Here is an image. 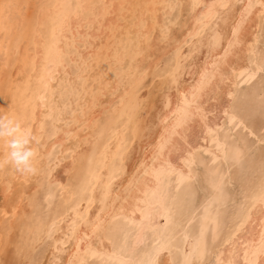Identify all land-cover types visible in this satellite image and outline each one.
Instances as JSON below:
<instances>
[{"label": "rangeland", "instance_id": "374dc122", "mask_svg": "<svg viewBox=\"0 0 264 264\" xmlns=\"http://www.w3.org/2000/svg\"><path fill=\"white\" fill-rule=\"evenodd\" d=\"M64 1L71 8L73 17L76 18L75 21H73L69 25V30H66L67 33L65 32V34L62 35V45L64 50L61 53V59H58V66L62 72L60 73V70L56 71V78L54 77L53 80V88L51 87L48 93V107L46 108V112L44 115V132L41 134V137H45L47 141H52L54 139L55 143L53 142L54 144L52 143V146L49 148L50 150L44 151V154H42V156H39V148H35V151L37 153V162L42 160V158L46 160H43L44 162L38 167L39 170L36 173L37 178H35L34 180V182H36V186L33 189H29V193L26 192L27 194L25 193L24 195V200L28 205L26 208L27 211L24 212L23 210L20 214H17L15 216L12 212H7L2 206L0 207V264H45L47 258L46 255H48V251L53 247V244L55 243L54 236H56V232L54 229L51 230L49 228V225L52 223V219L55 216H58L60 213H65L66 211L70 210L72 204L78 200L83 191L86 190L87 193L89 192L90 185L88 186V188L87 185L90 183L89 181L91 171L92 169H94V167L101 164L100 162L104 156V152L102 150H104V147L106 146L108 141L115 135V133H117L118 129L123 128V147L130 146L132 145L131 143H133L134 121L128 118L126 114L120 113L121 107L123 106L124 102L131 98L132 101H134L138 95L141 96L145 91H148L155 84V81L158 82L163 79L172 70L175 63V57L178 54V50L182 49L184 46L186 47L187 41L189 39V37H187V41L183 42L184 44L182 43V46L180 45L178 48H168L169 50L167 48H161V46L166 45L163 43H167L166 38L169 37L168 35H170L169 29L173 26L174 22V28H178L177 23L181 19L180 17H182L180 0H169L171 2V11H166V9L163 8V2L161 3L160 0H158V5H160L157 6L158 11L150 10L149 0H133V2H131L132 0H130L131 3H129V0H122L121 2H117V4L121 5H116V7V1L111 0L110 2L108 0H38V3H35V0H0V22H2L0 23V78L2 77L0 80V103H2L4 106H2L3 111L5 110V106H7L9 109L12 107L14 108L13 110L20 111L24 107L21 104L25 105L27 103L29 95L36 87L39 80L37 76L34 77L35 75L33 71L35 69V60L31 58V55L34 54L33 56L35 58L38 57L36 41L38 39H42L40 45L43 50V57L47 58L49 56L48 54L50 52V49L56 40L55 32H57V25L59 21L58 6H60L61 2ZM112 2L114 3V5H111L113 4ZM134 2L139 4L136 5ZM124 3H126L125 6ZM132 3L134 5H132ZM83 4H85L86 8L83 6ZM32 5H34V7ZM29 7L31 9H29ZM135 7H137V9ZM138 7L140 9H138ZM159 7L163 8L164 10L161 8L159 10ZM97 9H101L103 11L101 12L102 14L98 15L96 11ZM129 9H132V11ZM15 11H17V13H15ZM9 12H11L10 16ZM13 12L14 14H12ZM18 12L21 14L19 15ZM132 12H134V15ZM164 12L167 14H164ZM78 13H80L79 15H83V17L78 16ZM128 13L129 15L127 17L126 14ZM146 15L147 17L149 16V20L148 18L145 19ZM150 15L152 22L150 21ZM99 17L101 18L100 20H98ZM262 17L263 18H261L262 21L257 34L258 37H256L257 40L255 39V50L251 51L249 54L251 66L243 68L241 71H239L240 73H238L237 84L232 96L230 113L227 112L226 114H224L225 116L223 115L224 118L222 117L221 123L217 126V129H214L215 131L212 129L208 137V145L203 144V146L201 145L202 147L200 146L199 148H197L194 155L195 157L193 156V160L188 161L190 163V167L192 166L191 170L193 174L185 175L182 174L183 172L181 171H174V175L172 172L168 175L167 179L169 194L167 196V203L170 208V214L168 216L165 214H161L160 208L157 207L153 213L150 223L151 225H147L145 236L141 238L142 240L139 239L138 231L140 229V225L138 224V221L127 220L126 222V218L124 217H112L109 222L108 234L114 240L117 249L122 251L123 254L127 255L133 260L129 262L120 255H107L106 257L102 251L91 249L89 257L84 264H101L102 259L104 260L102 264H142V260L144 259V257L151 249L156 247L155 245L158 244V241H160L161 238L171 242L172 247L170 249L172 250L173 258L175 259H173L174 264H185L184 262H186V258H189L187 259L188 263L186 262V264L190 263V259H192L191 264H193V262L197 264H208L209 262L210 264L211 260H214L216 251L220 247L221 243L230 234H232L233 230L239 225V223H241L246 211L254 203L258 193L264 188V13L262 14ZM79 18L81 20L80 24L77 23V21L79 22ZM93 18L95 19L94 22L92 21L94 20ZM139 19L140 21H138ZM141 19H143L144 21V26L142 25L143 21ZM38 22L40 23L39 25H37ZM161 23H165L167 26ZM146 24H150L149 27L152 28H149ZM81 26H83V28ZM134 26H136V29L134 28ZM144 27L145 30L146 28H148V31H152L149 32L150 34L148 33L149 36L147 35L148 31H144ZM157 27L160 29H158ZM36 28L37 30H35ZM80 28H82L81 34ZM88 28L92 33L90 32V30H88ZM95 28H98L96 29L97 35ZM84 30L86 31V33ZM106 31L107 35L105 33ZM141 31L144 32L143 36L141 35ZM82 33L85 35H83ZM157 33L160 35H157ZM99 34H102L104 36L103 37L101 35L102 40L99 38ZM4 35L6 36L4 37ZM135 36L136 38L138 37L137 40ZM83 37H85L84 41L86 44L83 41ZM146 37L148 38V40ZM79 39L82 40L79 41ZM90 40L93 44L89 42ZM103 41L106 44L103 43ZM134 41L137 42L135 43ZM144 41L146 42L144 43ZM147 44L149 46H153L154 48L158 47L157 49H155V52L158 55H153L154 58H156L155 60L157 61L152 60V56V58H150L153 61L150 66L151 70L149 71L150 67L147 65L149 67L148 70H141L142 72H140L138 69V65L140 64L138 63L141 62L142 57L144 61L146 59L145 62L149 61L146 64H149L151 61L148 60L147 57L144 58L143 56V52H145L146 55L148 46ZM130 45H133L132 48L130 47ZM4 46L6 48H4ZM85 46H87L88 49ZM77 47L79 48V51ZM80 48L82 49V51H80ZM137 48L140 49L138 50ZM152 49L153 48L151 47V51ZM1 50L2 52L4 51V55L2 54ZM93 50L96 51V53H94ZM122 51L123 54H121ZM85 52L88 53L87 55L89 57H87ZM92 52L96 54L95 57H92L94 56ZM19 53H21V55ZM117 54H119V56ZM159 54L161 58L159 57ZM72 58H78L79 61ZM135 58L136 60H133ZM62 59H64V61ZM62 61L63 63H61ZM85 61H87V63ZM144 61L143 63L145 64ZM80 62H82V64ZM94 62L95 65H93ZM256 64L260 67L258 68ZM95 69L97 70L95 71ZM136 70H138V73L136 72ZM117 71L120 73H117ZM92 72H94V75L92 74ZM97 72L102 75H98ZM143 72L146 73L144 74L145 76L143 75ZM135 75L137 77H141L135 78ZM80 76H84L85 78H81ZM100 77L103 79L109 77L114 82L115 89L112 87L111 90H108L110 92H107L105 88H101V86H99L102 84V79ZM117 78H119L118 81ZM131 80H134L135 82H131ZM116 81L117 83L115 84ZM96 82L97 84H93ZM71 83L72 85H70ZM129 83H131L132 85ZM95 85H97L96 89ZM123 86H126L127 88H124ZM57 87H59V90L57 89ZM99 88L101 89L98 90ZM7 89L10 91V93H8L9 91ZM128 90L131 91L129 92ZM163 90L164 89L161 88L160 92H162ZM72 91H74V93H72ZM105 92L106 94H104ZM119 92L121 93L119 94ZM99 93L102 97L99 95ZM115 93L119 94L120 96ZM132 94H134L133 96L135 97H133ZM15 96H17L16 99H14ZM113 96H115V98ZM122 97L123 100H121ZM89 99H92L93 107H95V112L92 117L93 120L91 121L92 123H90L91 128H89L88 126L89 122L87 123V121L85 120V110L89 109ZM8 101L12 106L8 103ZM17 101H20L21 106L19 105V103H17ZM79 101H81V103ZM109 104L111 105V107ZM104 105L106 108H104ZM119 105H121V107ZM107 107H109V109ZM83 108H85V110H83ZM10 113H7L8 117H12V114ZM59 113H61V115ZM73 113L78 114L81 119L85 118L82 119L84 121L79 120L80 122L78 121L79 124H77V122L76 126H78L79 128H84V133L88 132V130L91 129L96 137V141L93 142L91 147H88V140L89 138L93 139V137H91V135H88V137H86L87 135L83 137V148L88 149H86L85 155H83L84 157L81 156V154L79 158H71L72 155H74V151L73 147L70 146L65 149L64 153H62L63 143L60 140H55V138L57 137H62V134H60V130L62 129L63 125L64 127L68 126L65 127L68 128V130H66L65 132L67 139H69L70 135L71 137L73 136V132L69 131L72 130V126H74V121L72 118L74 117ZM52 116L55 118H53ZM128 119L130 120L127 121ZM85 122L86 124H84ZM92 129H94V131ZM126 129L128 130L126 131ZM57 132H59V134ZM68 144H70V142ZM215 148L216 150H214ZM45 149H47V146L45 147ZM1 150L2 149H0V154H2L0 155V165L2 166H0V183L3 182L4 179L9 175L15 176V173H13L15 172V168L12 167L11 164L3 163L7 156L8 149L5 148L4 152L3 150ZM61 156H63L64 158ZM117 156L119 157V155ZM116 158L117 157L115 156V159ZM71 160L75 161V165L69 173L70 176L68 175V179L66 178V181L63 184L60 180L56 179V177L59 176V173L62 170L60 169V167L67 163L66 161ZM117 160L118 163L121 162L120 157L117 158ZM50 163H52V165ZM8 183L10 184V181H8ZM64 190H68L67 192L70 196L69 198H66ZM1 201L2 198L0 193V202ZM205 216L207 217V222H205ZM13 219L15 220L13 221ZM124 221L125 224L123 226ZM136 227L138 228L136 229ZM156 233L158 236L156 235ZM188 233L190 236L192 235V239L196 238L195 241L198 240V243L196 242L197 244L200 245V243L204 241L202 244L205 251L203 254L205 255L203 256L204 258L199 259L197 258V255L195 256V254H193V256H191L192 254L186 256V253L183 252L185 250L184 243L186 242L185 239L188 237L186 236ZM136 234H138V237ZM20 235L25 236L26 238H22ZM200 237L203 238L202 242ZM116 256H118L119 258ZM189 256H191V258Z\"/></svg>", "mask_w": 264, "mask_h": 264}, {"label": "bare ground", "instance_id": "6f19581e", "mask_svg": "<svg viewBox=\"0 0 264 264\" xmlns=\"http://www.w3.org/2000/svg\"><path fill=\"white\" fill-rule=\"evenodd\" d=\"M32 1H34V0H32ZM108 1L110 2V0H108ZM111 1H116V3H115V7H116V5H118V6L121 5V4H117V2H121L122 0H111ZM180 1H181V8H182L181 9L182 10V12H181L182 17H180L181 19L179 18L180 20L177 23L178 28H174V24H175V22H174L173 26L169 29L170 35H168L169 37L166 38L167 43H165L163 41L164 42L163 44H166V45L162 44L163 46H161V48L162 49H165V48L168 49V48H174V47L178 48L183 42L187 41V37H189V39L187 41V46L186 47L184 46L185 48L183 47L182 49L178 50V54L175 57V63H174L172 70L163 79H161L158 82L155 81V84L148 91H145L144 94L141 96L138 95L134 101H132V98H131V99L126 100L122 107H121V105H119L121 107L120 113L126 114L128 116V118H130L134 121L133 143H131L132 145H130V146L123 147V141H124V129L123 128L118 129L117 133H115V135L108 141V143L106 142L107 144L104 147V150H102L104 152V154H103L104 156L100 162L101 164L99 166L94 167V169H92V171H91V176H90V181H89L90 183L87 185V188L90 185L89 192L87 193L86 190L83 191L81 193V195L79 196L78 200L72 204V207L70 210L66 211L65 213L62 212L58 216H55L52 219V223L49 225V228L51 230L54 229L56 232V236H54L55 237V243L53 244V247L48 251L49 252L48 255H46L47 258H46L45 264H84L85 261L87 260V258L89 257L91 249H95V250L97 249L99 251H102L106 257H107V255H120L123 258H125L127 261H129V262L132 261L133 259L129 258L127 255L123 254L122 251L117 249V247L114 243V240L108 234L109 222H110L111 218L115 216V217H119V218L120 217L126 218V222H127V220L138 221V224L140 225V229L138 231L139 232V239H141L145 236L147 225H149L151 223L153 213L157 207L160 208L161 214H165L168 216L170 214V208H169L168 203H167V196L169 194L168 193V190H169L168 179H167L168 175L171 172L173 173L174 171H181V172H183L182 174L192 175L193 174L192 170H191L192 166L190 167V163L188 161L193 160V156L195 155V151L197 148H199L201 145L203 146V144L208 145V143H207L208 137H209V134L212 131V129L213 130L217 129V126L221 123V119H222L223 115L226 114L227 112L230 113L231 101H232V96H233V93L235 90V86L237 84L238 73H240L239 71H241L243 68L251 66L249 54L251 51L255 50V42L257 40L256 37H258L257 34H258V30H259V27H260V24L262 21L261 18H263L262 14L264 13V0H180ZM36 2L38 3V0H35V3ZM131 2H133V0ZM131 2L129 0V3H131ZM149 2H150V10L151 11H155V10L158 11L157 6H160V5H158V0H149ZM160 2L161 3L163 2L162 3V4H164L163 8H165L166 11H171L170 10V9H172L171 8V2L169 0H160ZM125 4L126 3H124V6H125ZM135 4L138 5L139 3L138 4L135 3ZM176 4H178V3H176ZM9 5H11V4H9ZM102 5H104V4H102ZM111 5H114V3ZM132 5H134V4L132 3ZM132 5H130V6H132ZM32 6L34 7V5H32ZM83 6L85 7V4H83ZM127 6H128V4H127ZM42 7H44V6H42ZM58 7H59V21H58V25H57V32H55L56 33L55 34L56 40L50 49V52L48 54L49 56L47 58L43 57V54H42L43 50H42L41 45H40L42 39L41 40L38 39L36 41L37 42V55H38V57L35 58L33 56L34 54L31 55V58L35 60V66H34L35 69L33 71V73L35 75L34 77L37 76L39 81H38L36 87L34 88V90L29 95V99H28L27 103L24 105V104H21L20 101L19 102L17 101V103H19V105L21 104L22 106H24L20 111H15V110H13L14 108H12V107H11L12 109L11 108L9 109L7 106H5V110L3 111V108H2L3 104L0 103V117H8L7 113L11 112L10 114H12V117L20 121V123L22 125V129L30 132L31 135L34 137L33 142L31 144V147L34 150H35V148H39V150H38L39 156L40 155L42 156V154H44V151L50 150L49 148L52 146V143L54 142V139L52 141H47V139L45 137L44 138L41 137V134L44 132V115L46 112V108L48 107L47 106V96H48V93H49L51 87L53 86L54 77L56 78V76H55L56 71L60 70L59 72L60 73L62 72L58 66V59L60 58L61 53L64 50L63 45H62V41H63L62 35L65 34L66 30H69L68 29L69 25L73 21H75V18H76V17L75 18L73 17L72 10L69 7V5L66 4L65 1L61 2V5ZM104 8H105V6H104ZM135 8L137 9V7H135ZM160 8L161 7H159V10H160ZM163 8H161V9H163ZM29 9H31V8L29 7ZM138 9H140V8L138 7ZM129 10L132 11V9H129ZM82 11H83V9H82ZM96 11H97L98 15L102 14L101 12H103L101 9L100 10L97 9ZM43 12H45V11H43ZM10 13L11 12H9V16L11 15ZM15 13H17V11H15ZM132 13L134 15V12H132ZM142 13H144V12H142ZM145 13H146V11H145ZM172 13H173V11H172ZM12 14H14V12ZM18 14L20 15L21 13L18 12ZM79 14L80 13H78V16L83 17V15H79ZM97 14H96V16H97ZM164 14H167V13L164 12ZM74 15H75V13H74ZM126 15L128 17L129 13ZM159 15H160V13H159ZM159 15H158V17H159ZM101 16H103V15H101ZM109 16H110V14H109ZM114 16H116V15H114ZM165 16H167V15H165ZM43 17H44V14H43ZM148 17L146 15L145 19H147ZM20 19H21V17H20ZM100 19L101 18L99 17L98 20H100ZM162 19H163V17H162ZM103 20H105V19H103ZM141 20L143 21V19H141ZM148 20H149V18H148ZM152 20H153V18H152ZM80 21L81 20L79 18V22L77 21V23L80 24ZM92 21L94 22L95 19ZM138 21H140V19ZM145 21H147V20H145ZM150 21H151V15H150ZM0 23H2V22H0ZM22 23H23V21H22ZM155 23H156V21H155ZM158 23H159V21H158ZM158 23H157V26H158ZM39 24L40 23L38 22L37 25H39ZM161 24H165V23H161ZM170 24H169V26H170ZM81 25H82V22H81ZM109 25H110V23H109ZM142 25L144 26V21H143ZM147 26L149 27L150 24H148ZM155 26H156V24H155ZM77 27H79V26H77ZM81 27L83 28V26H81ZM120 27H122V26H120ZM135 27L136 26H134V28ZM37 28L35 30H37ZM82 28H80V34H81ZM127 28H124V29H127ZM149 28H152V27H149ZM96 29H98V28H95V30ZM137 29H139V28H137ZM158 29H160V28H158ZM72 30H73V28H72ZM88 30H90V29L88 28ZM153 30H154V28H153ZM144 31L147 32L148 28H146V30H145V27H144ZM73 32H74V30H73ZM90 32H91V30H90ZM149 32H152V31L147 32L148 36L150 34ZM158 32H160V31H158ZM85 33H86V31H85ZM105 33L107 35V31ZM141 33H142L141 35L143 36L144 32L141 31ZM35 34H36V31H35ZM87 34H88V32H87ZM83 35H85V34H83ZM96 35H97V30H96ZM101 35L99 34V38L102 40ZM157 35H160V34L157 33ZM5 36L6 35H4V37ZM136 36H135V38H136ZM162 36H164V35H162ZM131 37H132V35H131ZM83 38H84L83 39V41H84L85 37H83ZM137 39H138V37L136 38V40ZM81 40L79 39V41H81ZM94 40H96V39H94ZM147 40H148V38H147ZM97 41H98V39H97ZM66 42H67V40H66ZM89 42L91 43V40ZM145 42L146 41H144V43ZM149 42H151V41H149ZM84 43H85V41H84ZM103 43H105V42L103 41ZM68 44H69V41H68ZM91 44H93V43H91ZM74 45H76V44H74ZM5 46H6V44H5ZM5 46H4V48H6ZM132 46L130 45L131 48H132ZM85 47H87V46H85ZM151 47L153 48L152 49L153 52L151 51ZM157 48H154L153 46L148 45L147 50H146V55H145V52H143L144 55L143 54L142 55L144 56V58L147 57L148 60H151L150 58H152L153 55L157 54L155 52L156 51L155 49H157ZM87 49H88V47H87ZM111 49H113V48H111ZM137 49L139 50L140 48H137ZM78 51H79V48H78ZM80 51H82L81 48H80ZM110 51H107V52H110ZM123 51H122V53L121 52L120 53L123 54ZM1 52H2V50H1ZM3 52H2V54H3ZM93 52L96 53V51H94V50H93ZM19 54L21 55V53H19ZM87 54L88 53H86V55ZM93 54H91V55H93ZM132 54H134V53H132ZM132 54H131V56H132ZM3 55H1V56H3ZM83 55H84V53H83ZM95 55L96 54H94V56H92V57H95ZM117 55L119 56V54H117ZM87 57H89V56L87 55ZM87 57H86V59H87ZM159 57H160V54H159ZM138 58H140V57H138ZM153 58H154V56H153ZM153 58H152V60L156 59V58H154V59ZM72 59H74V58H72ZM62 60L64 61V59H62ZM76 60H78V58ZM133 60H136V58ZM152 60L149 63L150 65L146 64L149 61L145 62L146 59L144 61L143 57H142V60L140 63H138L136 61L138 64H140V65L137 64L139 66V68H138L139 71L142 72L144 70H148V68L153 63ZM63 61L61 63H63ZM143 61L145 62L146 65L143 63ZM155 61H157V60H155ZM255 61H256V59H255ZM85 62L87 63V61H85ZM95 62L93 65H95ZM106 62H108V61H106ZM80 63L82 64V62H80ZM120 63H122V62H120ZM256 66L258 68L260 67L257 64H256ZM109 68H111V67H109ZM96 70L97 69H95V71ZM150 70H151V67H150L149 71ZM13 71H14V69H13ZM137 71L138 70H136V72ZM93 73L94 72H92V74ZM117 73H120V72L117 71ZM80 74H82V73H80ZM97 74L102 75V74H99V72H97ZM144 74H146V73L143 72V75ZM5 75H6V73H5ZM65 75H66V73H65ZM65 75H64V77H65ZM136 75H135V78L137 77ZM140 75H142V74H140ZM12 76H13V74H12ZM76 76H77V74H76ZM89 76H92V75H89ZM80 77H79V79H80ZM83 77H81V78H83ZM110 77H111V74H110ZM140 77L138 76L137 78H140ZM1 78H0V80H1ZM128 78H129V76H128ZM143 78H142V80H143ZM101 79H102V82L101 81L100 82L102 84L99 86H101V88H105V90H107V92H110L108 90H111L112 87L114 88V82L109 77L106 79H103V78H101ZM118 79L119 78H117V81H118ZM121 79H123V78H121ZM133 79H134V77H133ZM88 80H90V79H88ZM137 80H139V79H137ZM117 81L115 82V84L117 83ZM133 81L131 80V82H133ZM19 83H21V82H19ZM57 83H59V82H57ZM67 83H68V81H67ZM84 84H85V82H84ZM93 84H97V82L93 83ZM129 84H131V83H129ZM70 85H72V83ZM134 85H136V84H134ZM95 86H96L95 87V89H96L97 85H95ZM92 87H94V86H92ZM58 88L59 87H57V89ZM101 88H99L98 90H100ZM161 88L164 89L162 92H160ZM72 90H75V89H72ZM21 92H22V90H21ZM8 93H10V91ZM72 93H74V91H72ZM120 93L121 92H119V94ZM83 94H84V92H83ZM104 94H106V92ZM115 94H117V93H115ZM119 94H117V95H119ZM99 95H100V93H99ZM102 95H103V93H102ZM133 95L134 94H132V96ZM16 97L17 96H15L14 99H16ZM22 97H24V96H22ZM113 97L115 98V96H113ZM133 97H135V96H133ZM121 100H123V97L121 98ZM14 101H16V100H14ZM79 102L81 103V101H79ZM8 103L10 104L9 101H8ZM76 103H78V102H76ZM88 103H89V105H88ZM88 103H87V105H88L89 109L85 110L86 107L83 108V110H85L86 119L85 118H82V119H85L87 121V123L89 122L88 126H89V128H91L90 123H92L91 121L93 120L92 117H93L94 112H95V107H93L92 99L91 100L89 99ZM99 105H100V102H99ZM66 106H68V105H66ZM110 107H111V105H110ZM104 108H106L105 105H104ZM107 108L109 109V107H107ZM113 109H114V107H113ZM48 110H47V112H48ZM98 112H100V111H98ZM56 114H57V112H56ZM59 114L61 115V113H59ZM73 114H74L73 115L74 117H72V118L74 121L73 122L74 126H72V130H69V131L73 132V134H72L73 136L71 137V135H70L71 139H70V137H69V139H67V136L65 135L66 130H68V128H65V127H68V126L64 127V125H63L62 129L60 130L62 132V133L60 132V134H62L61 135L62 137H57V138H55V140H60L63 143L62 144L63 145V148H62L63 152L62 153H64L65 149L70 146V147H73V151H74V155H72L71 158H79V156L81 154H82L81 156L85 155V151H86V149H88V148H83L84 147L83 146V137L86 135H87L86 137H88V135H91V137H93V139L89 138L88 147H91L93 142L96 141V137H95L94 133L91 131V129L87 128V129H89L88 132L84 133V131H83L84 128H79L78 126H76V123L82 119L79 117L78 114H76V113H73ZM100 115H101V113H100ZM64 117H66V116H64ZM53 118H55V117H53ZM130 119H128L127 121H129ZM64 120H65V118H64ZM82 121H84V120H82ZM79 122L77 124H79ZM84 124H86V122ZM94 128H95V126H94ZM92 130L94 131V129H92ZM127 130L128 129H126V131ZM57 133L59 134V132H57ZM97 139H99V138H97ZM69 142H70V144H68ZM46 146H47V149H45ZM77 146H79V147H77ZM5 148L8 149L5 140L0 139V149H2L4 152ZM214 150H216V148ZM216 152H218V151H216ZM65 153H67V152H65ZM0 155H2V154H0ZM117 155H119V157L121 159L120 163H118L117 158H119V157ZM39 156H38V158H39ZM115 156L117 157L116 159H115ZM61 157H63V156H61ZM43 160L44 159L42 158V160H40L38 162H37V160L35 161L37 171L39 170L38 167L46 159L44 161ZM68 160H70V159H68ZM194 160H195V158H194ZM66 162L67 163H65L62 167H60V169H62V170L60 171L59 176H57V174H56L57 177L55 176L56 179L60 180L61 183H63V184L65 183L68 175L70 176L69 173L71 172V170L74 168V165H75L74 160L66 161ZM48 163H49V161H48ZM46 164H47V162H46ZM50 164L52 165V163H50ZM2 173H4V172H2ZM5 173H6V171H5ZM13 173H15V176L9 175L8 177H6L4 179V181L2 180L3 182L0 183V193H1V198H2V201L0 202V207L2 206L7 212H12L13 215L16 216L17 214H20L23 210H24V212L27 211L26 208L28 205L24 200V195L26 192L29 191V189H31V188L33 189L36 186V184H35L36 182H34V180H35V178H37V176H36V174L35 175H21L16 170ZM53 175H55V174H53ZM173 175H174V173H173ZM170 177H171V175H170ZM8 181H10V184L8 183ZM35 189H37V188H35ZM64 191H65L64 194H65L66 198H69L70 196L67 192L68 190L67 191L64 190ZM254 197H256V196H254ZM206 218L207 217L205 216V222H207ZM14 220L15 219H13V221ZM128 223H129V221H128ZM130 223H132V222H130ZM134 223H136V222H134ZM11 224H13V223H11ZM124 224H125V221L123 223V226H124ZM132 225H134V224H132ZM24 228H26V227H24ZM137 228L138 227H136V229ZM134 231H135V229H134ZM136 233H137V231H136ZM49 235H50V232H49ZM136 235L138 237V234H136ZM156 235H157V233H156ZM167 235H166V237H167ZM20 236L22 238L23 237L26 238L25 236H22V235H20ZM186 236H188V237L185 239V241H186L184 243L185 244V247H184L185 250L183 251L184 253H186L185 255L187 256L189 254H192L191 256H193V254H195V256L197 255V258H199V259L204 258L203 256H205V255H203V254L205 251H204V247L202 246V244L204 242L202 240L203 238L200 237L201 242L202 241L203 242L200 243V245H199V244H197L198 240L195 241L196 238L193 237L194 239H192V237H191L192 235L190 236L188 233ZM128 238H129V236H128ZM158 238H161V237H158ZM172 238H173V236H172ZM125 239H126V237H125ZM166 239H168V238H166ZM155 246L156 247L151 249L146 256L144 255L145 257L142 260V264H174V261H173L174 258L172 256V250L170 249L172 247L171 242L161 238L160 241H158V244ZM205 250H206V248H205ZM191 256H189V257L191 258ZM116 257H118V256H116ZM213 258H214V256H213ZM187 259H189V258L185 259L186 262H187ZM191 260L192 259L189 260V262H190L189 264H191ZM203 260H201V261H203ZM103 261L104 260L102 259V263H103ZM186 262H184V263L186 264ZM193 264H197V263L193 262ZM208 264H209V262H208ZM210 264H264V188L258 193L254 203L246 211L245 216H244L243 220L241 221V223H239V225L233 230L232 234H230L221 243L220 247L216 251L214 260L213 261L211 260Z\"/></svg>", "mask_w": 264, "mask_h": 264}, {"label": "clouds", "instance_id": "9594fccd", "mask_svg": "<svg viewBox=\"0 0 264 264\" xmlns=\"http://www.w3.org/2000/svg\"><path fill=\"white\" fill-rule=\"evenodd\" d=\"M0 139L5 140L8 148L3 163L11 164L21 175L37 173L35 163L37 153L31 147L34 137L22 129L19 120L13 117H0Z\"/></svg>", "mask_w": 264, "mask_h": 264}]
</instances>
